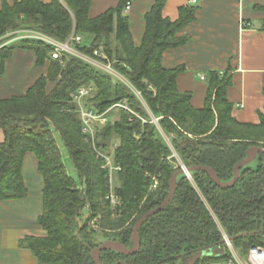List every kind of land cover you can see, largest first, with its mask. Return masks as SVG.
<instances>
[{
    "label": "trees",
    "instance_id": "1",
    "mask_svg": "<svg viewBox=\"0 0 264 264\" xmlns=\"http://www.w3.org/2000/svg\"><path fill=\"white\" fill-rule=\"evenodd\" d=\"M90 2L15 0L3 1L0 8V74L16 48L31 50L41 71L23 94L0 98V201L26 195V153L35 157L42 178L37 222L43 234L19 240L36 264H95L92 250L107 240L131 248L134 224L166 198L174 171L204 165L227 182L250 147H264V111L256 124L231 115L228 71L205 73L203 105L196 108L191 93L177 88L181 66L161 63L165 51L187 40L180 31L195 18L197 7L180 6L178 18L170 21L162 16L164 0H155L145 14L141 43L135 45L125 13L130 0H119L114 9L95 17L89 16ZM256 7L262 13L259 29L264 30V5ZM18 28L61 42L72 32L90 35L88 43L73 44L74 49L108 65L120 78L70 53L52 59V47L40 41L5 44L10 38L6 33ZM95 50L102 55L95 56ZM81 86L91 88L82 98L84 105L109 118L97 127L94 147L82 132L73 99ZM57 138L79 184L66 172ZM114 143L113 162L120 168L113 175L120 198L115 207L105 198L109 172L96 156L110 154ZM187 174L177 175L169 203L138 227V250L123 255L103 249L100 264H177L200 251L204 254L193 264H217L232 258L224 235L242 255L253 245L264 246V152L240 167L227 188L202 170Z\"/></svg>",
    "mask_w": 264,
    "mask_h": 264
},
{
    "label": "crops",
    "instance_id": "2",
    "mask_svg": "<svg viewBox=\"0 0 264 264\" xmlns=\"http://www.w3.org/2000/svg\"><path fill=\"white\" fill-rule=\"evenodd\" d=\"M3 1L12 4L15 0H0V8ZM118 1L91 0L89 16L114 9ZM154 1L130 0L125 13L135 45L141 43L145 14ZM183 5L197 7L195 18L180 31L187 40L163 53V67L181 66L177 88L191 93V103L196 108L203 105L206 91L201 75L205 76L209 70L228 71L231 81L227 98L233 104L231 115L241 123H258L259 113L264 111V30L259 29L262 13L256 6H263L264 0H197L196 4H190L189 0H164L162 16L176 20L179 7ZM80 36L82 42L91 40L90 35ZM40 73L31 50L14 49L0 74V98L23 94ZM3 138L0 129V142ZM22 176L26 195L0 201V264L37 263L29 249L19 246L24 236L43 234L37 222L42 208V178L31 153L24 157Z\"/></svg>",
    "mask_w": 264,
    "mask_h": 264
},
{
    "label": "built area",
    "instance_id": "3",
    "mask_svg": "<svg viewBox=\"0 0 264 264\" xmlns=\"http://www.w3.org/2000/svg\"><path fill=\"white\" fill-rule=\"evenodd\" d=\"M196 2L197 0H189L190 4H196ZM129 7H130V3L128 2L125 6V12L128 11ZM18 32L20 31L13 30L9 32L11 33V36L13 37L10 38L5 44H11V42L13 41L17 42V41H21L22 39L24 40L25 38H29L31 40L40 41V42L50 45L52 49L49 52V56L52 59H58L62 55V53L66 52V53L76 55L88 62L90 60H93L97 63L96 60L89 58L74 49L73 44H78L82 42L80 34H76L72 32L65 41L61 42V41H57L56 39H53L52 37L47 36L35 30H26L24 31L26 33L23 35H19ZM93 53L95 56L102 55L97 50H95ZM109 69L111 70V68ZM222 73L223 71H219V74H222ZM201 78L203 79L204 76L201 75ZM90 90H91L90 87L81 86L80 88H78L77 93L73 95V99L75 100V103L77 105V111L79 113V117H80L81 124H82V132L84 133L86 140L89 141L94 147L95 146V133H96L97 127L105 125L109 118L108 116H106L105 112L97 113L93 109L84 105L82 98L85 95H87L90 92ZM115 146H116V143L113 144L110 154L96 152L97 157L103 158V163L101 167L103 169H107L109 172V191L107 195L105 196V198L109 200L111 206H114V207L120 205V198L117 196V194H115L114 185H113V179H114L113 175L116 171L120 169L119 166H117L113 162L112 155H113V150ZM153 180H154L153 187H155L157 184V181L156 179H153ZM223 238L227 239L225 235ZM225 243L227 244L232 254V258L229 260L220 261L217 264H264V246H256V245L251 246L248 249L244 259L241 260L240 257L236 253H234L233 251L234 249L232 248L230 241L225 240Z\"/></svg>",
    "mask_w": 264,
    "mask_h": 264
},
{
    "label": "water",
    "instance_id": "4",
    "mask_svg": "<svg viewBox=\"0 0 264 264\" xmlns=\"http://www.w3.org/2000/svg\"><path fill=\"white\" fill-rule=\"evenodd\" d=\"M258 152H264V147H260V146H252L249 149L248 155L243 158L242 160L238 161L234 167H233V177L227 181V182H221L219 180V178L217 177L215 171L208 167V166H204V165H198V166H193L190 168H186V167H181L180 169L174 171L170 177L169 180V190H168V194L166 196V198L156 207L148 210L147 212H145L142 217L134 224L133 228H132V240H133V245L131 248H127L125 245L116 242V241H112V240H107L102 242L101 244H99L96 248H94L92 250V257L94 259V263L95 264H100L99 262V254L100 251L106 248H111L113 250H115L116 252L123 254V255H128V254H133L135 253L138 248H139V237H138V227L153 213L161 210L162 208H164L169 201L171 200L174 192H175V188H176V177L178 174L180 173H188L190 171H194V170H202L204 172H206L208 175L211 176L212 180L214 181V183L221 187V188H227L229 186H232L235 181L238 178V174H239V169L240 167L250 163L251 161H253V159L255 158L256 154ZM231 238L227 237V240L230 241ZM225 238L222 239L223 242H225ZM204 254L203 251L197 252L196 254L192 255L189 259L187 264H193V262L201 257Z\"/></svg>",
    "mask_w": 264,
    "mask_h": 264
},
{
    "label": "rangeland",
    "instance_id": "5",
    "mask_svg": "<svg viewBox=\"0 0 264 264\" xmlns=\"http://www.w3.org/2000/svg\"><path fill=\"white\" fill-rule=\"evenodd\" d=\"M26 24H28V23H26ZM25 25H22L21 27H24ZM26 30H31L30 28H18V29H16L15 31H20V32H18V34L19 35H23V34H25L26 32H24V31H26ZM9 32H11V31H9ZM9 32H7L6 34V36H9L10 38H12L13 36H11V33H9ZM16 35V34H15ZM9 38V39H10ZM8 39V40H9ZM25 39H27V40H31V39H29V38H25ZM24 39V40H25ZM89 39H90V37H89ZM23 40V39H22ZM17 42H19V41H17ZM17 42H15V43H17ZM83 43H85L84 41H83ZM92 61V62H91ZM91 64H93V65H95L96 67H98V68H101L102 70H105V71H107L108 73H110V74H112V75H115L116 77H119L114 71H111L109 68L110 67H108V65H106L105 66V64H103V63H100V62H95V61H93V60H90L89 61ZM120 78V77H119ZM111 112H112V114L113 115H116V113H117V110L115 109V108H113L112 110H111ZM155 121H157V119H154ZM57 145H58V147H59V149H60V152H61V160H62V163H63V165H64V167H65V169H66V172L74 179V181L77 183V184H79L80 182H79V177H78V175H77V173H76V171H75V169H74V167H73V164H72V161H71V159H70V156H69V154H68V151L66 150V148L64 147V145H63V143H62V141L59 139V138H57ZM189 176V175H188ZM116 181H115V179H113V185L115 186L116 185V183H115ZM96 229H99V227H98V225H96V224H94L93 225ZM227 240V239H226ZM234 251V253H236L239 257H240V259L241 260H243L244 259V257H245V255L246 254H244V255H242L241 254V252L239 251V250H236V249H234L233 250ZM187 262H188V260L187 259H181L177 264H187ZM210 264V263H209ZM212 264H216V263H212Z\"/></svg>",
    "mask_w": 264,
    "mask_h": 264
}]
</instances>
